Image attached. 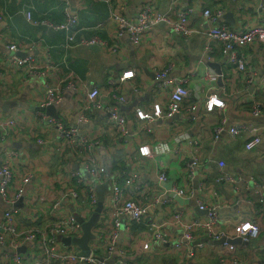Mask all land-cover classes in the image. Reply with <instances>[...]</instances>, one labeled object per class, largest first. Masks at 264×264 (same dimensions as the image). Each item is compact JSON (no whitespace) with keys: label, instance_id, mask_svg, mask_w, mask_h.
Returning <instances> with one entry per match:
<instances>
[{"label":"crops","instance_id":"0c3cea01","mask_svg":"<svg viewBox=\"0 0 264 264\" xmlns=\"http://www.w3.org/2000/svg\"><path fill=\"white\" fill-rule=\"evenodd\" d=\"M253 1L178 0L172 8L171 0H128L123 15L131 20L148 2L156 12L169 14L171 19H176L179 12L196 9V14L186 12L189 34H175L167 24L159 23L143 36L142 44H134L126 33L118 34L116 23L106 22L109 10L101 0H0V52H6L5 46L8 44H17L19 55L31 58L39 71L45 72L49 65L57 67L49 70L44 77L27 76L24 71L13 74L12 91H6L9 101H14L16 106L7 111L0 107V113H15L21 119L19 135L8 145L22 155L15 164V182L21 183L24 191L23 198L14 205V217L20 230H27L31 225L29 218L32 211L27 201L35 193L45 194L50 200L46 204L37 200L34 206L35 213L42 214L40 223H44L49 220L46 209L51 200L61 193L59 179L62 174L73 170L85 174L70 157L61 161L54 151L55 145L39 147L33 132L38 101L44 94L42 85L50 80L74 75L79 80L78 90L64 87L61 100L53 104L57 119L64 123L77 113L87 92L93 87L100 91L98 100L104 104H115L110 99L113 91L110 82L115 81V92L127 99L124 105L116 104L127 121L129 134L124 138L107 131L106 116L101 109L95 108L89 112L87 125H78L79 130L86 132L88 137L99 141L92 154L99 164L111 170L112 175L134 168L141 176L137 183L140 187L149 182L154 172L165 171L185 194L179 203L172 206L170 215L177 212L189 221L194 218L204 220L207 213L200 210L198 205L201 203L207 208H215L218 227L231 234L249 219L253 218L259 223L260 233L249 244H236L232 251L224 245L212 244L196 252L188 264H219L220 258L230 256L237 257L239 264H253L254 260L264 264V205L260 209L254 208L255 190L243 192L241 198L230 186L214 183L222 170L239 173L257 184L264 183V140L257 148L247 151L244 147L246 136L230 137L227 133L230 126L250 121V97L264 108V44H250L242 50L256 72L252 83L247 85L222 55L221 43L206 37L205 32L212 24L207 23L198 10L199 6L210 11L222 6L226 14H231V18L229 20L223 16L217 24L234 29L241 27L251 15L256 20L253 6H246L248 3L253 5ZM66 3L78 18L75 40L80 35L86 38L97 36L116 48L117 54L96 45L77 46L75 42L69 43V33L65 28L53 31L35 25L25 17L26 11L30 10L35 20L44 17L43 20L64 25ZM121 3L122 0H116L117 11ZM206 47H209V51ZM160 70H168L170 77H191L183 111L169 119L164 116L169 90H159L152 81L154 72ZM212 76L215 77L214 81L211 80ZM10 77L8 72L4 74L0 83L2 91L3 84ZM134 87L138 89L136 92ZM3 103L0 97V105ZM192 107H195L194 111H190ZM222 121L225 122V131L215 139L214 128ZM254 122L264 126L257 120ZM41 137L46 138V135L42 133ZM163 142L171 150L156 155L154 146ZM192 155L197 157L200 167L194 175H186L185 162ZM26 157L31 162L24 161ZM251 181L247 182L251 184ZM155 192L150 190V196ZM108 194L107 190L105 199ZM5 208L0 199V220ZM71 212L73 209L67 205L59 210L61 215ZM162 213L158 205L146 211L147 216L156 221L161 219ZM74 215L85 216L81 210L74 211ZM168 232L170 243L164 247L155 244L150 250L146 244L151 234L144 223L135 226L129 234L123 233L121 242L127 247L132 264H182L186 258L181 261V256L172 251L179 230L171 224ZM194 238L202 241L204 231L197 230ZM149 251L154 254L151 255Z\"/></svg>","mask_w":264,"mask_h":264},{"label":"built area","instance_id":"2783aa9c","mask_svg":"<svg viewBox=\"0 0 264 264\" xmlns=\"http://www.w3.org/2000/svg\"><path fill=\"white\" fill-rule=\"evenodd\" d=\"M101 1L106 3L109 10L106 22L116 23L119 27L118 34L126 33L134 44H142L143 36L159 23L167 24L175 34L187 35L190 33V29L187 26L186 12L196 14V9L191 8L186 12H179L176 19H171L169 14L156 12L148 2L141 6L139 13L131 20L123 15L128 0H122V3L119 4V11L115 8L116 0ZM177 1L171 0L172 8ZM65 5L66 23L64 25L47 20H35L30 10L26 11L25 17L33 24L53 31L65 28L69 33V43L75 42L77 46L96 45L117 54L116 48L97 36L86 38L80 35L76 41L78 18L71 11L68 3ZM246 6L247 8L253 6L256 20L251 15L241 27L234 29L217 24L226 14L222 6H218L214 11L199 6L198 10L207 23L212 24V27L205 32L206 37L210 41L221 43L222 55L240 75V78L250 85L256 72L242 50L250 44H264V0H255L253 5L248 3ZM206 49L209 51V47ZM5 51L0 52V83L5 73L8 72L11 77L3 84V91L0 85V91H2L0 97L4 102L10 100L7 91L10 93L12 91L13 74L24 71L27 76L44 77L49 70L57 68L49 65L45 72L39 71L31 58H22L19 55L20 49L17 44L6 45ZM190 79L191 77L183 79L170 77L168 70L154 72L153 85L161 91L169 90L164 107L166 118H173L183 111L182 105L188 96L187 84ZM211 80L214 81L215 77L212 76ZM110 85L113 89L110 99L115 101V104H104L98 100L100 91L97 87H93L87 92L77 113L67 123L57 119L58 117L53 118L46 115L45 108L59 103L64 87L77 91L79 80L74 75H68L64 78L50 80L42 85L44 94L38 101V110L35 112L36 124L33 127L36 144L42 148L55 145L54 151L61 161L70 157L78 169L85 174L82 175L78 170L62 174L59 179L61 193L56 194L51 200L50 206L46 209L49 220L44 223H40L42 214L35 213L34 206L37 200L42 204H46L50 200L45 194L35 193L27 201L32 211L31 218H29L31 225L23 231L18 227L14 217V205L24 196L21 183L16 184L17 181L15 182V164L22 158V155L8 146L19 135L21 119L15 113H0V199L6 206L0 220V264H132L133 260L121 239L123 233L129 234L135 226L141 223L145 224L148 233L151 234L148 239L149 243L146 244L148 250L155 244L162 247L168 245L171 240L168 234L169 226L175 225L179 230V236L173 241L172 251L177 256H181V261L184 257L186 258L182 264L192 262L196 252L210 247L214 240L238 238L240 243L245 245L254 240L260 233V225L253 218L239 226L231 234L218 227V213L215 208H207L201 203L198 205L200 210H206L207 213L204 220L194 218L189 221L185 219L184 215L177 212L170 215L172 206L179 203L185 194L181 186L165 171L154 172L148 183L138 187L137 183L140 182L141 176L134 168H127V170L112 175L111 170L98 163L92 154V149L99 144V141L88 137L87 133L79 130L78 126L89 123L88 114L91 110L95 108L103 110V115L106 116L107 131L112 135L124 138L129 134L127 121L116 105L126 104L127 99L115 92L117 90L115 81H111ZM137 90V87H134V91ZM249 102L252 107L250 121L234 124L227 129L230 137H247L244 145L247 151L257 148L264 140V126L254 122L264 118V108L257 105L253 97H250ZM191 110L194 111L195 107H192ZM224 125L225 122L222 121L214 128L215 139H218L225 131ZM42 133L46 135V138L41 137ZM170 150L171 148L165 142L157 143L153 148L156 155L168 153ZM24 161L31 162V159L26 157ZM199 167L197 157L192 155L185 162L186 175H194ZM251 180L244 178L239 173L222 170L215 177L214 183L218 186H230L241 198H243V192L255 190L256 202L253 205L254 208L260 209L264 205V183L257 184ZM247 181H251V184ZM99 185H108L109 194L104 201L99 220L91 230L93 239L88 243L90 252L88 256H82L76 246H66L60 242V239L82 236L81 225L77 222L74 211L81 210L85 214L84 220L91 216L97 205L96 187ZM11 190L14 191L11 192ZM150 190L156 192L150 196ZM64 205L73 209V212L61 215L59 210ZM154 205L160 206L163 211L159 221L146 214L147 208ZM197 230L204 231L205 238L202 241L194 238V233ZM222 245L230 251L236 247V245L227 242ZM19 249H24V251L19 252ZM149 252L151 255L154 254L153 251ZM219 264H239V261L235 256L222 257ZM253 264H260V262L254 260Z\"/></svg>","mask_w":264,"mask_h":264},{"label":"water","instance_id":"95a60500","mask_svg":"<svg viewBox=\"0 0 264 264\" xmlns=\"http://www.w3.org/2000/svg\"><path fill=\"white\" fill-rule=\"evenodd\" d=\"M224 17L230 20L231 14L227 13ZM12 106H16V103H14V101H7V102H4L2 106L0 105V107L4 111H7ZM45 113L49 116L57 117L55 107L52 105H49L45 108ZM257 121L264 124V118L257 119ZM108 189H109L108 185L97 186L96 187L97 205H96L95 210L91 214V216L87 220H84L81 217H76L77 222L81 225L82 236L80 238H61L60 239V242L66 246H69V245L76 246L79 249V254L82 256H88L90 252L88 243L93 239L91 230L98 222L99 217L102 213L103 204L105 201V192ZM225 242H227L228 244L236 245L240 243V239L237 238L233 240H226L225 238H220L218 240L212 241L211 244L222 245ZM22 250L24 249H19L18 251L22 252Z\"/></svg>","mask_w":264,"mask_h":264},{"label":"trees","instance_id":"16d2710c","mask_svg":"<svg viewBox=\"0 0 264 264\" xmlns=\"http://www.w3.org/2000/svg\"><path fill=\"white\" fill-rule=\"evenodd\" d=\"M43 18H44V17H42V19H40V20H43Z\"/></svg>","mask_w":264,"mask_h":264}]
</instances>
